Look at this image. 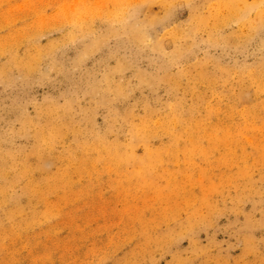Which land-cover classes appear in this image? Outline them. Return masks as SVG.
<instances>
[{
  "label": "rangeland",
  "instance_id": "374dc122",
  "mask_svg": "<svg viewBox=\"0 0 264 264\" xmlns=\"http://www.w3.org/2000/svg\"><path fill=\"white\" fill-rule=\"evenodd\" d=\"M0 264H264V0H0Z\"/></svg>",
  "mask_w": 264,
  "mask_h": 264
}]
</instances>
